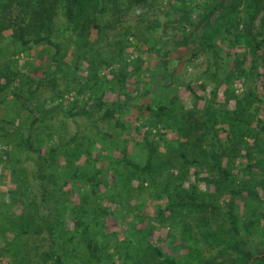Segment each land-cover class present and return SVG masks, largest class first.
Returning <instances> with one entry per match:
<instances>
[{"label":"trees","instance_id":"obj_1","mask_svg":"<svg viewBox=\"0 0 264 264\" xmlns=\"http://www.w3.org/2000/svg\"><path fill=\"white\" fill-rule=\"evenodd\" d=\"M151 4H155L154 12L146 19L144 8ZM58 13L62 16L60 25L55 23ZM6 28L11 38L0 46V54L8 51V47L2 46L10 41H17L24 52L40 45L46 50L47 82L56 87L58 78L82 75L83 81L78 83L76 92L90 82L86 85L87 95L94 99L96 111L103 109L98 112V120L113 116L115 125L127 129L121 121L122 115H130L134 108L142 116V121L133 125L140 135L139 145L144 149L141 164L126 154L124 145L115 147L120 156H110V153H101L110 146L96 147L95 138L72 136L66 147L62 143L45 147L41 158L49 167L45 171L38 166L37 194L29 197L25 189L31 183L13 173L15 168L9 165L16 187L5 200L8 205L17 204L19 212L12 209L3 212L4 216L0 213V217L15 222L12 226L22 230V238L44 244L39 249L40 264H63L64 261L66 264H109L114 262L111 256L116 252L119 258L116 264H144L149 245L138 253L128 243L122 245V250H116L113 245V252L108 253L109 243L100 239L104 223L97 215L105 212V206L94 204L92 196L87 198L85 185L90 187L88 191L96 193L107 185V172L112 173L117 184L124 181V186L130 180L129 175L138 172L141 182L146 181L147 186L165 197L164 208L157 212V217L161 224L166 221L170 226L174 222L170 219L174 210L180 209L176 210L180 214H176L182 221L189 211L221 205L215 203L219 196L225 204L227 225L208 231L197 229V233L220 236L219 243L226 246L216 255L230 251V264H245L250 259L249 264H264V246L254 250L246 242L252 228H255L254 237L264 232V209L261 208L262 204L264 207V0H0V31ZM168 29L172 30L171 34L162 38ZM57 32L67 35L64 43L56 38ZM69 44L75 53L66 60ZM180 46H188L190 56L205 53L209 59L204 80H211L212 86L207 95L185 84L193 98L192 107H183L175 91L168 95L160 91L157 97L149 95L153 86L161 85L168 52ZM144 52L152 57L151 61L144 58ZM236 80L239 84L237 88L230 87V98L216 101L220 88ZM129 81L132 89L128 88ZM105 88L114 94L111 103L102 98ZM121 135L124 136L123 132ZM162 143L165 152L161 153L157 146ZM195 143L197 146L191 147ZM60 153L64 157L62 163L57 162ZM239 158L242 161L238 165L232 164ZM59 164L60 172L57 169L53 173ZM172 164H179L183 170L202 167L207 171L208 176L204 177L212 185V193L199 189L192 179L184 176V171L182 176L176 175ZM231 164L237 165L238 176H234ZM54 174L60 175L57 185L50 183L49 178ZM155 174H165L160 185L156 184ZM168 175L179 176L177 187L170 184ZM73 182L78 193L77 203L63 187ZM80 185L83 190L78 189ZM247 198L249 203L245 201ZM236 200L242 201L250 209L249 213L245 207L239 213ZM87 203L90 210L94 204L97 215L90 211L92 215L83 219ZM67 222L69 227L65 225ZM180 229H188V236L191 234L189 227L181 225ZM148 234L132 235L129 231L133 238L144 237L147 242ZM18 235L14 231V236L4 240L1 254L6 253ZM89 239L93 241L86 244ZM35 245H31L33 249ZM28 251L26 246L24 253ZM149 252L158 264H180L156 244L150 246ZM191 257L200 260V255ZM17 264L24 262L20 260Z\"/></svg>","mask_w":264,"mask_h":264},{"label":"rangeland","instance_id":"obj_2","mask_svg":"<svg viewBox=\"0 0 264 264\" xmlns=\"http://www.w3.org/2000/svg\"><path fill=\"white\" fill-rule=\"evenodd\" d=\"M154 7L155 4H151L144 8V18L150 19L152 17L151 12H154ZM58 14L55 20L56 25H60L62 21L61 14ZM126 19L127 18H124L123 20ZM171 32L172 30L170 29L165 30V34L162 38L170 35ZM9 33L8 28L0 31V46L3 45L5 41H9L11 38ZM107 33H109V30ZM56 38L64 43L67 35L64 34L63 36V34L57 32ZM140 46H142L141 43ZM2 47H8V51L6 53L1 51L0 54V133L3 134L2 137H0V213L9 212L12 209L19 212L17 204L11 206L8 205L7 200H5V197H8L16 187L15 181L12 180L10 174L9 165L15 168L13 173H16L17 176H24L25 182L31 183V187L25 189L26 197L36 195L37 188L35 182L37 181V168L39 166L46 171L49 167L45 166L41 158V154L46 151L45 147L51 144L58 145L59 143L64 145L72 136L83 139V135H87L86 139L88 140H93V138H95L96 142L94 145L96 147L103 149L102 146H110L101 151V153L104 154L110 153V156L111 154L120 156V153H118L115 147L124 145L127 152L126 154H128L133 161L138 164L143 162L144 149L139 145L140 135L136 133L133 128L134 124H138L142 121V116L138 114L134 108H131L130 115L121 116V121L124 125H127V129L115 125L113 116L108 117V120H103L102 118L98 120V112H102L103 109H98V111H96V107L93 106L94 99H92V97L89 98L87 95L86 88L90 82L86 84L87 86L84 85L79 93L76 92L78 83L83 81L82 75L78 76L75 74L74 77L58 78L56 80V87H53L50 85L51 83H48L46 80L47 77H49V75L45 74L48 71L46 50L41 49L40 45L28 49L27 52L20 49L17 41L13 43L10 41ZM130 48L131 47H128V50H130ZM100 52L106 55L105 51ZM72 53H75V51L73 45L69 44L64 56L65 59L68 60L71 58ZM189 53L188 46H180L177 47L176 50L168 52L165 75L162 76L160 80L161 85L158 87L153 86V91L151 90L152 93H149V95L157 97L160 95V91H164L167 95L175 91L178 93L183 107L193 106V98L190 97L185 84L190 85L197 93L207 95L206 92L212 86L211 80H204L207 66L209 65V59L206 58L205 53L196 56H190ZM142 55H144V58L150 59L151 61L152 57L148 53L144 52ZM59 65L61 66V64ZM103 71H106V69H103ZM82 73L85 72L83 71ZM200 83H204V86H202L203 88ZM238 84L239 82L236 80L232 84L220 88L217 92L216 101L220 102L224 97L230 98L228 96L230 87L234 86L237 88ZM69 85H73L74 88H68ZM128 88L132 89L130 81L128 83ZM102 98L105 102L111 103L114 94L105 88ZM139 100L145 101L143 98H139ZM198 103L200 104L201 100H199ZM228 106L231 107L232 105L228 103ZM122 132L124 136L126 133L129 134L127 136L128 139L121 135ZM168 134L171 133L168 132ZM24 142H27L30 146ZM66 146L67 144L64 145V147ZM195 146H197L196 143L191 145V147ZM38 149H41V152H38ZM157 149L161 153L165 152L163 143L162 145L159 144ZM188 149H190V147ZM189 151L190 150H187V152ZM4 152L6 154H4ZM61 155L60 153L57 157L58 163L63 162L64 157ZM241 161V158L234 159L232 164L238 165ZM232 164L230 167L235 171L234 176H238V173H236L238 172L236 169L237 165L235 166ZM100 165L102 167L103 163H100ZM172 166L173 172L177 170L176 175H181L184 171V176L192 179L199 189L204 192L210 191V193H212V185L208 184L204 177L205 175L208 176L207 171L201 169L202 167L191 166L189 169L183 170L179 164H172ZM57 169L58 172H60V164L58 168L54 169L53 173H56ZM63 169L66 170V167ZM193 169L196 171V174ZM139 175L138 172L131 173V175H129V182L124 186V181L121 184H117L112 177V173L107 172L105 173L107 185L101 186L96 193L88 191L90 187L85 185L87 187L85 188L87 190L86 194H88L87 198H91V196L94 197L92 198L94 204L99 203L101 206H105V212L97 215L94 204L92 205L93 209L90 210L87 208L89 206V203H87L85 207L88 210L82 214V218H89V216L92 215L90 211H93L94 214L99 216V221L104 223L101 227L102 235L100 239L109 243L108 253L113 252V245H115L116 250H122V245L128 243L130 249H135L137 253L148 248L147 245H149V250L144 257V264H158L156 257L149 252L150 246L156 244L164 253L177 259L180 264H207L208 262L209 264H230L232 261L230 251H225L218 256L216 255L222 246L223 248L226 246L223 245V243H219L220 236L207 237L205 235L206 232L202 235L196 231L197 229H207L204 231H208L215 226L227 225L225 204H223L219 196L214 194V196H217L215 203H221V205L219 204L215 206V208H202L198 211H189L183 216L184 218L182 221H180V216H177L180 212H176V210L179 211L180 209H176L173 211L175 212L172 215L173 218L170 217V219L174 221L172 222L173 226H170V223L166 221L161 224L157 217V212L164 208L166 199L162 193L153 189L151 186H147L146 181L141 182ZM155 175L156 184L160 185V183L163 182L162 179L165 174L159 176H157L158 174ZM195 176H197L198 179H194ZM59 177V174L58 176L54 174L49 178L52 180L50 183L52 185H57L61 180ZM178 177L179 176L174 178L173 175H168V179L172 186L177 187L180 182ZM63 187L70 191V197L73 199V202L77 203L79 199L77 198L76 183H67L66 186ZM78 189L83 190L84 187L80 185ZM61 190L62 189H60V191ZM259 194H261V192ZM208 199L209 198H207V200ZM248 199L249 198L245 201L249 203L250 201ZM236 201V210L241 213L246 205L244 206L243 202L240 200ZM246 208L247 207H245V209ZM261 208L264 209L263 204ZM249 210L250 209H246V213H249ZM5 213H3V216ZM165 213H167V211H165ZM262 223L264 226V221ZM14 224L16 223L12 221L7 222L4 217H0V248L4 246V240L14 236V231L19 232L18 237L12 245H10V248L8 247L6 249V253H0V264H17L20 260H23L24 264H40L41 260L39 259H41L42 255H40L39 249H43L44 244L37 240L22 238V230L12 226ZM23 224L22 226L25 227L26 225ZM65 225L69 227L70 223L67 222ZM181 225L189 227L191 231L189 236L188 229L182 231L180 229ZM128 228H131V230ZM129 231H132V235L149 233L147 240L151 245L143 239L144 237L139 239L133 238L132 235H129ZM251 233L252 234L248 236L249 238H247L246 242L249 247L258 250L261 246H264V232L258 233L256 234L257 237H254L255 228H252ZM222 236L229 239L227 234H223ZM208 239L210 242L206 241ZM92 241L93 240H90L86 244ZM34 243L36 247L33 249L31 245H34ZM26 246L29 248L28 253H24ZM193 254H196V256L200 255V260H193L191 257ZM111 258L114 259V262H109V264H116L119 261L117 252L114 253ZM63 264H66V261H64Z\"/></svg>","mask_w":264,"mask_h":264},{"label":"water","instance_id":"obj_3","mask_svg":"<svg viewBox=\"0 0 264 264\" xmlns=\"http://www.w3.org/2000/svg\"><path fill=\"white\" fill-rule=\"evenodd\" d=\"M245 264H249V261L247 263H245Z\"/></svg>","mask_w":264,"mask_h":264}]
</instances>
